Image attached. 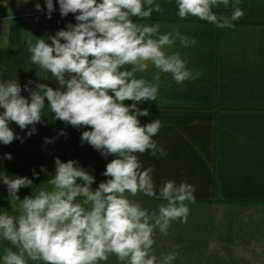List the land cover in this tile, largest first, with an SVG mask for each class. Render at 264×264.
<instances>
[{
    "label": "clouds",
    "instance_id": "9594fccd",
    "mask_svg": "<svg viewBox=\"0 0 264 264\" xmlns=\"http://www.w3.org/2000/svg\"><path fill=\"white\" fill-rule=\"evenodd\" d=\"M175 3L179 18L196 17L217 28H231L244 15L240 0ZM58 4L61 17L72 14L76 23L46 38L29 33L27 41L30 63L51 73L58 87L36 83L33 88L29 80L22 88L17 79L0 80V143L23 142L10 123L21 130L32 126L27 132L31 136L47 108L54 120L89 128L82 132L81 143L105 159L114 158L102 173L107 179L93 189V174L78 161L62 162L57 157L54 175L41 167L49 177L41 183L45 187L23 199L20 189L32 188L33 180L0 173L16 213L0 209V240L12 246L4 248L0 260L2 264H102L115 256L119 264H173L179 245L157 256L155 236L157 232L166 236L174 221L187 222L189 205L196 200L195 187L167 180L157 194L153 168H145L139 156L167 154L153 139L162 124L159 119L142 124L140 117L150 112L139 105L158 100L161 73L170 74L177 84L202 75V70L187 67L180 51H170L177 41L183 48L197 41L175 27L161 33L159 23L133 20L148 19L153 12L163 14L156 0H58ZM45 5L51 19L53 0H45ZM221 5L231 6V14L213 11ZM35 8L43 11L39 3ZM150 66L157 71L148 79L143 74ZM23 91L29 95H21ZM60 135H65L63 130ZM54 141L45 138V143ZM4 158L11 160L12 155ZM33 175L39 174L33 170ZM141 193L165 203L149 211L134 199Z\"/></svg>",
    "mask_w": 264,
    "mask_h": 264
},
{
    "label": "crops",
    "instance_id": "0c3cea01",
    "mask_svg": "<svg viewBox=\"0 0 264 264\" xmlns=\"http://www.w3.org/2000/svg\"><path fill=\"white\" fill-rule=\"evenodd\" d=\"M7 2L16 3L19 12L24 14L0 18V80L17 79L22 88L29 80L33 81L30 85L33 88L36 83L58 87L51 73L30 63L27 41L31 39L29 33L46 38L65 29L69 23L75 24L74 16L61 17L58 0H53L55 11L51 19L47 18L45 0ZM36 3L41 5L44 15L36 10ZM156 3L163 7V14L153 12L148 19L133 17V20L159 23L161 33L175 27L195 38L196 45L183 48L177 41L170 51H180L189 69L202 70L198 79L183 84L175 83L170 74L161 73L158 100L139 105L150 112L149 116L140 117L142 124L153 119H159L162 124L153 139L167 154L139 156L145 168H153L157 194L167 180L184 181L195 187V203L219 199L234 207L264 206V0H240L244 15L234 21L231 28H217L191 16L181 19L175 0H156ZM213 11L230 15L232 7L225 9L221 5ZM155 71L150 66L143 75L151 79ZM21 95L27 97L29 93L23 91ZM45 103L47 106V101ZM9 126L23 137V142L17 139L10 145L0 143V173L33 180L32 188L20 189L21 199L45 187L41 183L49 177L41 172V167L54 175L57 157L62 162L78 161L93 174L96 178L93 189L107 179L102 173L114 157L105 159L89 144L81 143L82 132L89 128H74L54 120L47 108L44 119L35 125L36 131L31 136L27 132L32 126L25 130L15 123ZM61 130L65 135H60ZM46 137L55 138L54 143H45ZM7 153L12 155L11 160L4 158ZM33 170L38 177L33 175ZM138 196L143 200L164 202L142 193ZM0 209L16 214L8 202L7 186L2 182ZM6 247L12 246L0 240V258ZM109 261L119 263L111 256L102 264Z\"/></svg>",
    "mask_w": 264,
    "mask_h": 264
},
{
    "label": "rangeland",
    "instance_id": "374dc122",
    "mask_svg": "<svg viewBox=\"0 0 264 264\" xmlns=\"http://www.w3.org/2000/svg\"><path fill=\"white\" fill-rule=\"evenodd\" d=\"M20 13L16 3L0 0V18ZM134 199L149 211L162 203L138 195ZM189 207L186 223L172 222L166 236L156 233L153 248L157 256L179 245L173 264H264V206L234 207L216 199Z\"/></svg>",
    "mask_w": 264,
    "mask_h": 264
}]
</instances>
